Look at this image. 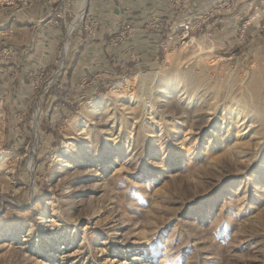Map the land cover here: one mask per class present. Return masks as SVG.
<instances>
[{
    "label": "rangeland",
    "instance_id": "rangeland-1",
    "mask_svg": "<svg viewBox=\"0 0 264 264\" xmlns=\"http://www.w3.org/2000/svg\"><path fill=\"white\" fill-rule=\"evenodd\" d=\"M83 1L0 0V264H264V0H165L150 49L121 9L108 67Z\"/></svg>",
    "mask_w": 264,
    "mask_h": 264
},
{
    "label": "crops",
    "instance_id": "crops-1",
    "mask_svg": "<svg viewBox=\"0 0 264 264\" xmlns=\"http://www.w3.org/2000/svg\"><path fill=\"white\" fill-rule=\"evenodd\" d=\"M223 0H187L192 6L191 8L193 9L192 14H195L199 10V6L202 7V9H206L215 3L221 2ZM90 9L93 13H95L96 16H98L100 22L102 23L101 26H103L105 29H101L102 33H97V43L94 48L95 52L92 51L89 53H84L85 55L81 56L79 54L78 56V62H81V64L85 65L86 61H84L83 58L86 57V54L89 55L90 57L92 55H95L94 58L92 59V63L90 64L93 65L95 64L96 66H101V67H108L110 66V63L114 60V57L112 56L114 54V49L111 45H109V41H100L103 37L109 36L115 26L118 24L116 23L117 18L119 15H117V11L122 9L124 10H131L132 12V20L134 21L135 25V31H134V36L136 41L134 42V45L137 43L142 44V48H147L150 49L151 46H158V43L156 40H151L149 41L148 36H151L150 33H147V30L142 27V23L148 19V14L151 12H160L163 13V8H166V1L165 0H90ZM193 5H198V6H193ZM87 6H88V0H87ZM124 7V8H123ZM198 7V8H197ZM199 13V12H197ZM155 33L156 31H152ZM151 32V33H152ZM107 35V36H105ZM101 36V38H100ZM154 41V42H153ZM112 44V43H111ZM136 44V45H137ZM154 44V45H152ZM137 45V46H139ZM106 46V47H105ZM136 46V47H137ZM146 49V50H147ZM108 50H111V53H107ZM144 50V49H143ZM137 51H142L140 48L137 49ZM84 51H81V53ZM106 52V53H105ZM83 65V66H84Z\"/></svg>",
    "mask_w": 264,
    "mask_h": 264
},
{
    "label": "bare ground",
    "instance_id": "bare-ground-1",
    "mask_svg": "<svg viewBox=\"0 0 264 264\" xmlns=\"http://www.w3.org/2000/svg\"><path fill=\"white\" fill-rule=\"evenodd\" d=\"M87 9V2H86V0H84L83 1V4H82V6H81V8L79 9L80 11L76 14V16H75V18H74V21L72 20V24H71V28L70 29H72V28H74L75 26H76V24L79 22V20L82 18V16H83V14H84V12H85V10ZM70 27V26H69ZM64 56H65V48L63 49V53H62V55H61V58H60V61H59V65H58V70L55 72V74H54V77H56V76H58L59 74H60V71H61V69H62V67H63V60H64ZM135 79H139L140 80V82H142V83H144V81H145V76L143 75V74H141V73H138V74H136L135 75ZM146 85V84H145ZM143 87V86H142ZM145 88V87H144ZM146 89H147V87H146ZM149 89V88H148ZM147 89V90H148ZM150 90V89H149ZM150 92V91H149ZM114 93V92H113ZM139 129V128H138ZM113 139V138H112ZM30 152H31V154L34 152L32 149L30 150ZM31 162V160H29V169H30V166L32 165V163H30ZM2 164H0V166H1ZM32 169V168H31ZM30 169V170H31ZM13 173V169H9L8 171H5L4 172V170L3 171H0V179L2 180V181H5L6 182V180H8V179H10V177H11V174ZM11 195V194H10ZM5 198V197H4ZM7 198V197H6Z\"/></svg>",
    "mask_w": 264,
    "mask_h": 264
},
{
    "label": "water",
    "instance_id": "water-1",
    "mask_svg": "<svg viewBox=\"0 0 264 264\" xmlns=\"http://www.w3.org/2000/svg\"><path fill=\"white\" fill-rule=\"evenodd\" d=\"M86 2H87V0H86Z\"/></svg>",
    "mask_w": 264,
    "mask_h": 264
}]
</instances>
